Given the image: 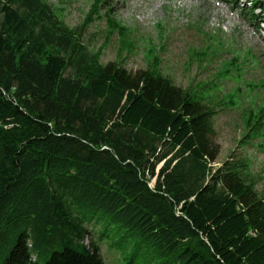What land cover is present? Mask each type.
Returning a JSON list of instances; mask_svg holds the SVG:
<instances>
[{"label":"trees","instance_id":"obj_1","mask_svg":"<svg viewBox=\"0 0 264 264\" xmlns=\"http://www.w3.org/2000/svg\"><path fill=\"white\" fill-rule=\"evenodd\" d=\"M103 5L72 28L0 0V264H105L93 221L158 264H264V196L247 160L215 166L218 111L156 67L101 63L85 31ZM105 17L107 45L129 28Z\"/></svg>","mask_w":264,"mask_h":264},{"label":"rangeland","instance_id":"obj_2","mask_svg":"<svg viewBox=\"0 0 264 264\" xmlns=\"http://www.w3.org/2000/svg\"><path fill=\"white\" fill-rule=\"evenodd\" d=\"M46 1L65 9V23L77 28L94 0ZM255 1L264 6V0H104L85 40L91 51L102 48L101 63L118 62L133 72L156 67L214 107V141L220 146L215 166L231 157L247 160L256 190L264 196V25L258 26L264 11L255 12L256 21L247 15ZM107 11L129 30L104 45ZM88 228L87 242L99 244L105 264L159 263L152 248L121 240L123 234L102 223L93 221Z\"/></svg>","mask_w":264,"mask_h":264},{"label":"built area","instance_id":"obj_3","mask_svg":"<svg viewBox=\"0 0 264 264\" xmlns=\"http://www.w3.org/2000/svg\"><path fill=\"white\" fill-rule=\"evenodd\" d=\"M151 185H152V186H154V184H153V183H151Z\"/></svg>","mask_w":264,"mask_h":264}]
</instances>
